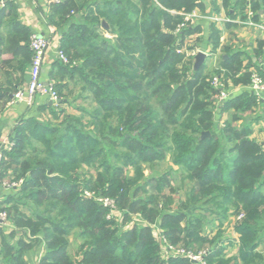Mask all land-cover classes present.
<instances>
[{
  "label": "trees",
  "instance_id": "trees-1",
  "mask_svg": "<svg viewBox=\"0 0 264 264\" xmlns=\"http://www.w3.org/2000/svg\"><path fill=\"white\" fill-rule=\"evenodd\" d=\"M230 5L224 0L226 9ZM198 6L199 0L51 4L47 23L61 30L59 50L67 58L57 63V74L82 84L79 94L90 110L66 114L73 89L54 85L59 102L41 103L36 116L21 120L9 138L12 148L2 151L0 179L22 181L5 201L9 219L43 244L37 264H192L177 251L194 254L199 247L207 249L205 264H264V152L246 116L261 101L245 91L218 104L203 67L185 59V39L198 40L201 28L187 24L175 32L184 23L180 13ZM13 8V0L7 2L0 19ZM231 9L242 21L250 11L257 22L264 0H235ZM102 22L114 41L101 34ZM14 27L27 48L30 35ZM208 38L214 53L220 30L213 24ZM222 63L225 83L249 85V73L236 78L239 53ZM18 90H0V97L8 101ZM226 114L230 119L219 124ZM166 160L190 186L183 201H176L171 172L146 177L145 167ZM97 199L113 201L125 220L139 214L158 227V238L147 227L125 230ZM197 210L207 213L215 232ZM229 218L236 240L223 231ZM74 233L77 259L68 251ZM12 237H1L2 264H25L31 245L23 238L11 245Z\"/></svg>",
  "mask_w": 264,
  "mask_h": 264
},
{
  "label": "crops",
  "instance_id": "crops-1",
  "mask_svg": "<svg viewBox=\"0 0 264 264\" xmlns=\"http://www.w3.org/2000/svg\"><path fill=\"white\" fill-rule=\"evenodd\" d=\"M234 1L235 0H229V4H231V7L227 8L229 13L224 7V0H199V6L195 8L196 11H193L196 18L198 15L201 16V14H204L207 16H217L219 18L229 20L220 23L211 22L207 27V45L205 48L207 54H205V58L201 65H203L205 59L207 58V76L209 78L216 76L215 74L218 72L219 74L217 76L223 75L225 68L222 62L228 60L229 56H232L235 53L240 54V62L242 66L241 71L237 74L236 78L242 76L246 72L250 75L253 72L264 74V10L259 11L257 22H253L251 20L255 26H248L243 23L246 20L242 21L239 16L233 17L234 12L231 8ZM52 3V0H13V10L10 13H6V15L0 19V36L3 41L2 45H0L1 91L12 88L24 89L26 88L30 78L32 54L29 50V46L27 48L24 47V42L22 40L20 41V37L17 33H21V29L16 30L14 27L15 24L24 29L22 30V33L25 31V33L27 32L30 36L32 34H38L47 38L50 42V45L43 56L41 79L45 82L52 81L55 85H68V87L71 88L73 80L69 79L67 76L62 77V75L57 74V63L60 62L57 57V52L59 51V37L61 30H56L55 28L49 26L46 19ZM201 7L204 12H201ZM1 8L2 7H0V9ZM235 12L237 13V11ZM212 24L220 30V46L214 53L210 52L211 46L208 38L209 27ZM103 30L106 35L105 37L108 40L114 41L115 36L110 34L107 30ZM231 30L235 33L232 32L228 34L227 31L230 32ZM237 31L241 32L238 33ZM233 34L236 35L233 36ZM190 37L185 40L190 39ZM234 37L238 42H240L238 46H235L233 43L236 42ZM232 39L234 40L233 42H231ZM189 59L194 60V57ZM217 59L218 63L215 62ZM194 64L195 60L193 62V68ZM227 88L233 92V95H239L245 91L250 92L248 83L243 85L242 83L233 84L230 81H227ZM12 96L13 95L9 94L8 101L0 97V152L3 151L5 144L9 140L17 124L21 120L30 116H36L37 107L41 103L47 104V99L41 96H36L31 106H27L25 102H12ZM260 101L261 103H258V106L254 108L251 113H249V118L253 120L251 125V138L256 140L258 144L261 145L264 152V99ZM10 178L11 177H7V180H10ZM17 192L18 189L15 190L0 185L1 210L8 209V205L5 204V201L8 198L15 197ZM231 220L232 219L229 218L227 223ZM230 229L233 234L231 238L236 240V235L232 230V226H230ZM7 234H13V238H10L9 241L11 245L15 246L20 238H23L24 242L30 245L32 243L31 240H33V238L28 237L24 231L16 228L13 222L12 226H0V238L4 237L7 239ZM261 240L262 243L259 250L261 249L260 251L264 252V233ZM14 242L15 244H13ZM1 246L2 244L0 240V249ZM42 248L43 246L41 249ZM0 254L2 256L1 251ZM30 257L31 253L29 256H26V254L24 255V258L27 261Z\"/></svg>",
  "mask_w": 264,
  "mask_h": 264
},
{
  "label": "rangeland",
  "instance_id": "rangeland-1",
  "mask_svg": "<svg viewBox=\"0 0 264 264\" xmlns=\"http://www.w3.org/2000/svg\"><path fill=\"white\" fill-rule=\"evenodd\" d=\"M194 10L196 11V9H194ZM193 11L191 13H194ZM207 17H210V16H207V15H204V14L203 15L201 14V16L198 15L197 18L193 19V21L190 23V26H199L201 28V35H199V37H198L199 39L198 40L196 39L197 38L196 36H192V37H190V39L184 41V45H183L184 48L183 49H184V52H185V59H187L190 56L189 58H193L194 57V60H195V57H196V55L198 53L207 54V51L205 50L206 45H207V43H206L207 42V40H206V38H207V27L211 23L210 20L207 19ZM221 17H223V16H221ZM232 32L235 33L232 30L230 32L227 31L228 34H230ZM237 32L239 33L241 31H237ZM238 33H236V34H238ZM101 34L104 37L106 36L104 32H102ZM236 34H233V36L236 35ZM234 40H236V42H233ZM234 40L232 39L231 42H233L235 46L236 45L238 46L240 42H238L235 37H234ZM191 47H192V50L188 49V48H191ZM218 59H217V61H215L216 63H218ZM189 60H191L192 65H193L194 60H192V59H189ZM201 66L203 67L204 74L207 76V58L205 59V62ZM71 84H72L71 88L73 89V95L69 98L70 105L66 106L65 110H66V114L79 116L80 115L79 108L90 110L89 103H88L89 101L83 98V96H85V93L84 94H79V91H80V88H81L80 85H82V84L79 85L77 83L75 85V81H72ZM153 105L156 106L155 104H153ZM246 116L248 117L249 114H246ZM229 119H230L229 114H226V115L222 116L221 122H219V124H221L223 120H229ZM174 170L175 169L173 168L171 162L166 160V161H163V162L155 163L150 168L145 167V174H146L147 179H150V178L159 177L160 175H162V174H164L166 172H171L172 173V186L176 190L175 191L176 201L177 200L178 201H183V200H185V196H186L190 186L187 183H181L180 173L177 172V171H174ZM130 173L131 172H128V174H130ZM0 182L3 183V184L6 183L9 188H12V189H15V190L19 189L20 186H21V183H22L21 180H16V179H14V177L10 178V180L0 179ZM97 201L107 210V215H108L109 218H115V219L118 220V222H122V224H124L123 226H124L125 230L130 228V227H132L133 225H137V226H139L141 228H143V227L146 228L147 227V228L150 229V234L152 235V237L158 238V236H159L158 227L156 225H154V224H149L147 221L142 219L139 216V214L132 213V214H130L129 219L125 220L123 218L122 211L117 210L116 207L113 205V202L112 203H108V204H104L103 201H101L100 199H97ZM27 210L28 209H27V206H26V208H24L23 211L27 213L28 212ZM0 212L1 213L4 212L6 214V224H4V226H8V225L12 226V222L9 219L11 214H12L10 212V210L8 211V210H4V209L1 210L0 209ZM196 213L204 215L205 216L204 224H206V227L209 230H211L212 232H215V225L214 224L208 223V225H207V222L211 221L209 218H207V213H205L204 211H201V210H197ZM28 214H26V215H28ZM232 223H233L232 220L229 223H227V222L224 223L223 231H224L225 237L231 238L233 236L232 231L230 229V226H231L230 224H232ZM7 235H10V234H7ZM0 240H1V238H0ZM31 242H32L31 243V247L28 250L24 251V253H23V255L26 254V256L27 255L29 256L30 253H31L30 259L28 261L26 259L24 260L25 264H37L39 262V260L41 259V257H42V253L44 252V248H42L43 251L41 249L43 244L40 241L37 242V240L33 239V240H31ZM68 243H69L68 251H69L71 257L73 259H77V257H78L77 256V250H78V246L80 244V241L78 240V238H77L75 233L70 236V238L68 240ZM13 244H15V242ZM263 250H264V248H263ZM40 252H41V254H40ZM206 252H207L206 247H199L198 251L196 253H194V254L190 253V255H193V256L199 257V258H203L205 256ZM231 253H232V250L230 251L229 254H231ZM263 254H264V252H263ZM2 260H3V256H1V254H0V264L3 263Z\"/></svg>",
  "mask_w": 264,
  "mask_h": 264
},
{
  "label": "built area",
  "instance_id": "built-area-1",
  "mask_svg": "<svg viewBox=\"0 0 264 264\" xmlns=\"http://www.w3.org/2000/svg\"><path fill=\"white\" fill-rule=\"evenodd\" d=\"M12 0H0V7H3L7 2ZM54 4H58L60 0H52ZM183 16V24L178 27L175 34L179 32L182 28L187 26V24H190L194 18H196V15L194 13L185 14L180 13ZM247 20L243 22L244 24L248 26H255V24L251 21L252 13L248 11L247 13ZM207 19L210 20L212 23H220L225 22L229 20H225L223 18H219L217 16H210L207 17ZM50 45V42L47 38L38 35V34H32L29 37V50L32 54V60H31V71H30V78L29 82L24 89H19L15 94L12 96V102H25L27 106H31L34 102V99L36 96L45 97L48 101H51L53 105H56L59 102V96L58 93L54 87V82L49 81L45 82L41 79V68H42V62H43V56L45 51L48 49ZM57 57L60 62L63 64L67 63V58L65 54L62 51L57 52ZM210 85L217 90V102L218 104L223 103L231 95H233V92L227 88V83H225L224 76H214L211 78ZM249 91L258 99L263 100L264 99V77L260 76L257 72H253L250 75V83L248 85ZM12 147V142L7 141V143L4 146L3 150H9ZM2 152H0V160L2 158ZM1 186L8 185L6 183H1ZM104 204L112 203L113 201L108 199H101ZM114 205V204H113ZM6 224V214L3 212H0V226ZM178 254L184 255L187 259L191 261L192 264H205L203 262V258L195 257L193 255H190V253H185L182 250L177 251ZM198 259V260H197Z\"/></svg>",
  "mask_w": 264,
  "mask_h": 264
},
{
  "label": "water",
  "instance_id": "water-1",
  "mask_svg": "<svg viewBox=\"0 0 264 264\" xmlns=\"http://www.w3.org/2000/svg\"><path fill=\"white\" fill-rule=\"evenodd\" d=\"M102 26H103V28H105L106 30H108V26L106 25L105 22H102ZM204 58H205V54H203V53H198V54L196 55V57H195L194 69L197 70V69L201 66V64H202V62H203V60H204ZM47 105H48L49 107H51V106H53V103H52L51 101H48V102H47ZM205 136H209V133H208V132H205V133L202 134V137H205Z\"/></svg>",
  "mask_w": 264,
  "mask_h": 264
}]
</instances>
